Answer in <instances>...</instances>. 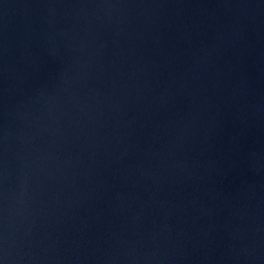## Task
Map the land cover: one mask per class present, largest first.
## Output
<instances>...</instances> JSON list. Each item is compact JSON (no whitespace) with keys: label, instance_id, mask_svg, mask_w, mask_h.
<instances>
[{"label":"water","instance_id":"obj_1","mask_svg":"<svg viewBox=\"0 0 264 264\" xmlns=\"http://www.w3.org/2000/svg\"><path fill=\"white\" fill-rule=\"evenodd\" d=\"M0 264H264V0H0Z\"/></svg>","mask_w":264,"mask_h":264}]
</instances>
